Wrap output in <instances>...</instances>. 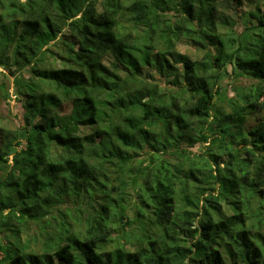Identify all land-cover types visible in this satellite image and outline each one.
Wrapping results in <instances>:
<instances>
[{
  "label": "trees",
  "instance_id": "1",
  "mask_svg": "<svg viewBox=\"0 0 264 264\" xmlns=\"http://www.w3.org/2000/svg\"><path fill=\"white\" fill-rule=\"evenodd\" d=\"M221 1L0 0V264H264V15Z\"/></svg>",
  "mask_w": 264,
  "mask_h": 264
},
{
  "label": "rangeland",
  "instance_id": "2",
  "mask_svg": "<svg viewBox=\"0 0 264 264\" xmlns=\"http://www.w3.org/2000/svg\"><path fill=\"white\" fill-rule=\"evenodd\" d=\"M260 13L255 12L256 2L252 0H241L240 3V13L237 10L238 7H234L231 5L230 0H223L216 5V13L215 17L219 23V18H222L225 23L221 25L219 28L221 32H228L227 30H231L236 34H239L244 28L245 20H249L251 24H256V21L248 16V12L253 11L256 14L264 15V6L259 5ZM227 24V25H226ZM250 24V23H249ZM177 51L182 54L189 56L192 60L200 59L203 55V50L198 48V45L194 42L186 40L184 38L180 39L176 46ZM1 70V69H0ZM27 76V74H24ZM3 83L8 87L6 91V87H1L0 89V130L5 129L8 131H14L15 127L21 124L22 121V113L23 109L21 107V103L15 98L13 85H12V77L9 79L4 78L2 74H0V84ZM241 83L245 85L251 84V81L245 78V81L241 80ZM227 79L224 80L221 84V96L215 97V103L218 106L222 104L219 102L221 98L231 97L232 92L226 87ZM6 93L8 96L6 97ZM70 103L62 104L61 107L57 110L58 115H66L70 112ZM86 129H84L85 131ZM205 146V145H202ZM201 145H196L193 150H200Z\"/></svg>",
  "mask_w": 264,
  "mask_h": 264
}]
</instances>
